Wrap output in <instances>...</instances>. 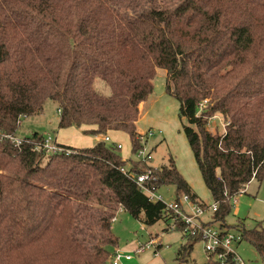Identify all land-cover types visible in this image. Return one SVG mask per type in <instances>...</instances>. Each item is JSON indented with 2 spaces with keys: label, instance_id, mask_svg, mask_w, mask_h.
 <instances>
[{
  "label": "trees",
  "instance_id": "1",
  "mask_svg": "<svg viewBox=\"0 0 264 264\" xmlns=\"http://www.w3.org/2000/svg\"><path fill=\"white\" fill-rule=\"evenodd\" d=\"M158 70L167 73L166 93L179 102L183 133L218 205L206 225L239 232L264 264L263 224L247 229L226 220L233 198L264 180V0H0L6 136H18L22 120L42 115L53 101L60 130L123 132L136 155L140 106L153 94ZM216 116L224 133L209 130ZM45 135L24 137L19 146L0 137V264H111L120 209L145 226L174 218L132 176L149 167L123 161L118 143L61 145L72 153L47 155L36 150ZM150 168L158 188H176L178 202L187 197L210 207L172 157ZM175 225L183 233L184 224ZM183 237L179 264L201 242L199 235Z\"/></svg>",
  "mask_w": 264,
  "mask_h": 264
},
{
  "label": "rangeland",
  "instance_id": "2",
  "mask_svg": "<svg viewBox=\"0 0 264 264\" xmlns=\"http://www.w3.org/2000/svg\"><path fill=\"white\" fill-rule=\"evenodd\" d=\"M166 71H157L154 80V92L148 99L143 110L140 112L139 126L140 134L146 135L149 131L153 136H149L148 149L153 151V161L151 166L157 168L169 165L172 157L182 173L183 177L190 184L200 200L207 206L215 204L212 195L206 187L199 168L194 159L188 140L183 133L182 120L179 117V102L166 93V77L163 76ZM167 74V73H166ZM100 92L109 93L108 88L101 81L97 82ZM60 113L56 102L48 101L45 104L43 114L37 117L24 118L18 132V137L24 138L32 136L35 133L50 134L57 137L59 142L77 149L90 148L96 141V137L86 135L77 129L60 130ZM211 121L209 130L212 133L217 131L225 132V123L220 116ZM115 142L122 144V150H118L123 161L136 160L133 152V146L129 135L126 133L117 134ZM113 140V135L110 134ZM111 146L112 143H106ZM63 146V145H62ZM160 193L167 202L175 199L176 188L170 185H163ZM238 202L231 201L232 211L227 216L229 226H237L243 223L247 229L257 227L262 223L264 226V180L259 183L253 180L248 185L245 193L239 195ZM186 208H189L185 197L181 199ZM213 212L207 210L202 217L205 222L211 221ZM173 221H160L153 226H145L135 220L127 211L120 209L116 214L112 225V233L118 238V245L110 247L111 255L116 249L124 253L133 255V260L125 261L124 264H179L177 260L178 251L181 245L186 244L187 240L180 231L171 229L167 231ZM219 224L214 227L219 229ZM235 232L236 230H231ZM154 241L152 248H145L141 254H137L139 243L147 246ZM159 248V249H158ZM235 251L247 264H263V261L256 249L247 241H243L235 246ZM183 264H209L208 257L204 249V244L198 242L195 244L194 251L188 262Z\"/></svg>",
  "mask_w": 264,
  "mask_h": 264
},
{
  "label": "built area",
  "instance_id": "3",
  "mask_svg": "<svg viewBox=\"0 0 264 264\" xmlns=\"http://www.w3.org/2000/svg\"><path fill=\"white\" fill-rule=\"evenodd\" d=\"M207 102L201 105V110ZM217 117H214L216 119ZM149 136H153V133L149 131L146 135H140V141L142 147L136 153L137 162L149 167L144 173L139 175H133L139 188L147 195L149 200L153 203H162L166 206V210L173 213L172 220L173 225L171 229H176L175 222L178 220L184 224V236H200L201 242L204 244V249L208 257L209 264H247L238 253L235 251V246L243 242L242 235L239 232H228L223 234L220 229L214 226L206 225V222L202 220L203 215L207 210L212 212L217 211L218 205L213 204L212 206L204 209L198 204L193 203L189 198L185 197V202L188 203L189 208H186L182 201H177L176 196L170 202H167L163 195L160 193L161 187H157L158 182L155 176L154 170L150 167L153 161V151L148 149ZM1 138H11L12 141L17 145L23 143V138L18 136L10 137L2 134L0 131ZM105 143H113L109 135L103 137ZM118 148L122 150V144H117ZM36 150H43L47 155H54L57 153L71 154L72 151L64 149L57 140L50 134L45 135L44 142L42 144H36ZM124 174H127V169H122ZM238 197V196H237ZM234 197V203L238 200ZM154 241H151L147 246L140 244L137 254H141L145 248H152ZM159 249V248H158ZM133 255L130 253H124L120 249H116L111 257V264H124L125 261L133 260Z\"/></svg>",
  "mask_w": 264,
  "mask_h": 264
},
{
  "label": "crops",
  "instance_id": "4",
  "mask_svg": "<svg viewBox=\"0 0 264 264\" xmlns=\"http://www.w3.org/2000/svg\"><path fill=\"white\" fill-rule=\"evenodd\" d=\"M158 71H162V70H158ZM163 76L164 77H166V73H163ZM146 103L147 102H144V103H142L141 104V106H140V112L143 110V108H144V106L146 105ZM59 120H60V117H59ZM71 129H76V128H69V129H66V130H71ZM91 129V128H90ZM93 129V128H92ZM62 130H65V129H62ZM77 130H80L81 132H83L84 133V130H86V128H81V129H77ZM138 131H139V133L141 132V130H140V128H139V126H138ZM120 133H123V132H114V133H110V134H112L113 135V140L112 141H114L115 142V138H118V136H117V134H120ZM110 134H109V136H110ZM45 135V134H44ZM96 137V141H95V143H93L91 146H89L90 148H92V147H94L99 141H102L103 140V136H95ZM111 138V137H110ZM56 140H57V143L58 144H60V145H63V146H66V145H64V144H62L61 142H59V140L57 139V137L55 138ZM116 143H117V141H116ZM68 147V146H67ZM123 145H122V149H123ZM176 166H177V164H176ZM152 167H155V166H152ZM155 168H157V167H155ZM178 168V167H177ZM178 170H179V168H178ZM181 173V172H180ZM182 174V173H181Z\"/></svg>",
  "mask_w": 264,
  "mask_h": 264
}]
</instances>
